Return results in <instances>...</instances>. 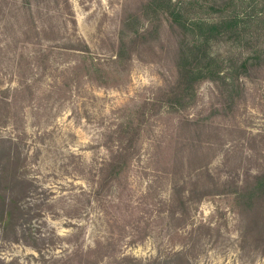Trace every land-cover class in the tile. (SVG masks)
Segmentation results:
<instances>
[{
  "label": "rangeland",
  "instance_id": "374dc122",
  "mask_svg": "<svg viewBox=\"0 0 264 264\" xmlns=\"http://www.w3.org/2000/svg\"><path fill=\"white\" fill-rule=\"evenodd\" d=\"M26 1H3L9 13L0 6V101L8 104L0 111V143L20 155L19 181L29 183L24 195L15 194L24 214L10 228L0 223V260L173 264L172 255L184 250L190 264H264V243L242 249L232 197L187 198L198 179L189 168L196 155L202 156L196 168L208 164L216 178L236 164L253 173L264 169V30L214 41L209 53L224 61L226 85L201 82L190 107L172 111L142 106L154 104L174 80L182 42L161 0H67L69 8L65 0ZM173 1L192 20H216L235 9L264 20V0ZM33 19L46 35L32 33ZM160 20L156 35L133 41L114 60L120 39L133 40ZM69 41L90 51L58 47ZM45 52L46 71L35 66ZM247 58L249 76L231 86ZM239 87L232 106L225 93ZM186 118H201L207 127L181 132ZM132 119L141 125L138 155L99 191L100 171L118 137L127 141Z\"/></svg>",
  "mask_w": 264,
  "mask_h": 264
},
{
  "label": "trees",
  "instance_id": "16d2710c",
  "mask_svg": "<svg viewBox=\"0 0 264 264\" xmlns=\"http://www.w3.org/2000/svg\"><path fill=\"white\" fill-rule=\"evenodd\" d=\"M6 2V0H3ZM0 1L2 4V10H8L10 8L4 7L6 3ZM153 0L149 1L150 4ZM234 0H232V4ZM30 2L31 0H27ZM67 8H69L67 0H65ZM158 7L161 11L167 12V20L171 23L172 30L182 38V42L177 46V50L174 52V67L175 77L174 80L166 86L165 89L160 90L159 94H156L154 99L155 103L150 104L151 101L145 102L142 106L153 105L155 107L165 106L172 111H179L190 107L191 102L195 99V93L198 85L204 81H212L214 83H222L226 85L225 77L222 75L226 68L224 61L219 58L213 57L210 53V47L214 41H219L226 38L239 37L243 35H250V32L256 30L257 32L264 30V27H260L264 24L262 13H242L237 11L241 9H235L234 12L219 17L216 20L207 21L205 19L192 20L188 19L183 14L182 9L178 7V3L173 0H161ZM260 19L256 25L254 22ZM162 24V20L158 25H154L147 28L144 31L139 32V35L132 39H120L115 54V61L121 59V55L125 53L131 46L133 41H137L140 37L146 40L150 35L157 34ZM39 24L35 23L33 19L32 33L38 36L42 34L46 35V30L43 28L39 30ZM251 28V29H250ZM154 38V37H153ZM61 49L67 51H81L83 54H88L90 49L81 41L60 43L58 46ZM264 53V50L261 51ZM42 59L35 62V66L40 67L44 71L49 68V56L48 53L40 54ZM249 59H245L240 64V68L237 72L233 73L231 79V86H235L236 82H239L242 76H249L247 71L249 67ZM29 70L30 67H28ZM72 82V80H69ZM24 85L23 83H21ZM20 84V85H21ZM70 83L66 82V85ZM27 89L29 87L27 86ZM243 87L238 89L232 88L230 93H225L227 101L231 102L234 106L238 102L239 94L243 93ZM8 104L4 101H0V111ZM131 131H128V139L125 142L124 137H118L120 140L119 146L112 150V156L101 169V182L99 184V191H102L112 181L118 179L128 168L132 157L137 156L139 149L137 144L141 139V125L136 123L134 119L130 121ZM191 127L190 130H195L196 133L203 131L207 125L204 121L184 119L180 122V130L183 131V127ZM182 134V133H181ZM8 146V148H7ZM10 144L0 143V223L6 228L13 223L18 214H22L19 205V198L15 194L24 195L28 191L29 183L25 180L19 181L18 170L23 162L20 155L11 152ZM228 153L226 155L225 162L229 164L230 158ZM246 159V155H240L239 161L243 162ZM202 156H194L190 158V170L195 172L197 180L193 182V189L187 195V198H194L199 196L200 200L206 197L226 195L230 196L234 200L235 210L239 217L240 224V237L243 241L242 249L249 245L262 246L264 243V169L256 171L255 173L248 167H240L235 165L228 171L226 178H216L210 172L208 164H203L196 168L197 164H200ZM191 182V181H190ZM201 182H203L201 184ZM199 184H201L200 189ZM175 194L178 191L175 187ZM185 197L184 191H180L178 197ZM186 198V197H185ZM24 214V212H23ZM264 255V251L262 253ZM173 264H190V258L188 253L184 250L175 252L173 255ZM172 256L170 260H172ZM157 263V262H156ZM0 264H7L0 260ZM162 264V263H161Z\"/></svg>",
  "mask_w": 264,
  "mask_h": 264
}]
</instances>
